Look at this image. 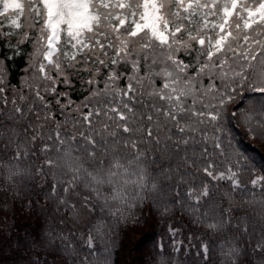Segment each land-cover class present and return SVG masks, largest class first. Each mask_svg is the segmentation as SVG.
Here are the masks:
<instances>
[{"label": "snow or ice", "instance_id": "snow-or-ice-1", "mask_svg": "<svg viewBox=\"0 0 264 264\" xmlns=\"http://www.w3.org/2000/svg\"><path fill=\"white\" fill-rule=\"evenodd\" d=\"M241 127L264 139V0H0V208L43 221L0 264H115L145 207V264H264Z\"/></svg>", "mask_w": 264, "mask_h": 264}, {"label": "trees", "instance_id": "trees-1", "mask_svg": "<svg viewBox=\"0 0 264 264\" xmlns=\"http://www.w3.org/2000/svg\"><path fill=\"white\" fill-rule=\"evenodd\" d=\"M24 66L23 57L15 60L11 70V83L19 86L18 78L23 75ZM73 98L78 100L80 97L73 93ZM233 133L238 142L237 147L252 158L256 167L264 170V139L250 138L242 127L234 128ZM4 187L5 185L0 181V195H3ZM38 199L41 205L49 208V212L46 215L51 217V206L46 204L42 197H38ZM234 215H243V213H234ZM174 218L185 222L184 225L179 223L174 225L183 229L185 245L188 244L187 235L189 232L198 235L204 231L203 228H197L192 225L187 217L181 216L179 213H176ZM59 219L60 217H52L54 223L58 222ZM42 223L39 213L32 209L21 211L15 204H12V211L0 208V246L5 247L4 255L11 257V248L16 246V242L24 238L30 239L29 234L39 230ZM161 236L164 237L167 244L169 240L165 235L164 225L158 223L155 217L148 212V208L145 207L142 216L138 220L128 225H122L118 231L113 250L115 264H145L151 259L149 249ZM9 242L11 243L9 244ZM181 258H183V250ZM189 259L191 260L192 258L189 257ZM8 264H20V262L15 261L13 258L8 261Z\"/></svg>", "mask_w": 264, "mask_h": 264}]
</instances>
